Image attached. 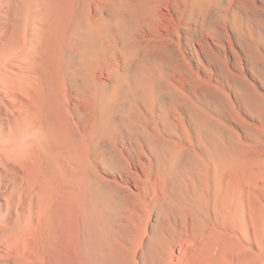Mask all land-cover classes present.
Wrapping results in <instances>:
<instances>
[{"label":"bare ground","instance_id":"1","mask_svg":"<svg viewBox=\"0 0 264 264\" xmlns=\"http://www.w3.org/2000/svg\"><path fill=\"white\" fill-rule=\"evenodd\" d=\"M247 3L228 44L253 91L233 79L230 131L202 106L188 145L104 58V0H0V264H264V0Z\"/></svg>","mask_w":264,"mask_h":264},{"label":"rangeland","instance_id":"2","mask_svg":"<svg viewBox=\"0 0 264 264\" xmlns=\"http://www.w3.org/2000/svg\"><path fill=\"white\" fill-rule=\"evenodd\" d=\"M242 1L239 4L238 0H104V31L108 28L111 34L106 31L109 36L106 37L104 33V38H107L104 39V58L111 55L119 61L109 57V60L118 63L125 81L138 82V99L142 98L137 99L139 107L151 106L153 111L168 115L174 122L182 118L183 128L178 126L179 129L175 130L176 125L172 122L174 129L171 131L175 130L171 137L173 141H180L176 135L180 129L187 144L197 140L202 106L207 110L216 108L215 116L220 128L226 125V132L230 131L225 111H229L228 93H239L237 91L243 87V81L246 87L241 89L243 93L236 96L243 99L253 91L243 78L246 73L237 68L240 65L236 63L238 61L228 44L234 37V30L231 31L234 26H231L236 19L243 27L241 33L244 36L240 41L246 40L249 6L247 0ZM259 13H256L254 21L257 31L263 20L259 18L262 13ZM225 37H229L228 40ZM230 71H236L242 77H234ZM233 79L234 82L239 81L237 84L240 86ZM232 82L237 91L231 86ZM189 136H192L191 139Z\"/></svg>","mask_w":264,"mask_h":264}]
</instances>
